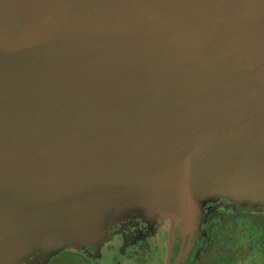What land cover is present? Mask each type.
<instances>
[{"label":"water","instance_id":"obj_1","mask_svg":"<svg viewBox=\"0 0 264 264\" xmlns=\"http://www.w3.org/2000/svg\"><path fill=\"white\" fill-rule=\"evenodd\" d=\"M218 196L264 206V0H0V264Z\"/></svg>","mask_w":264,"mask_h":264},{"label":"rangeland","instance_id":"obj_2","mask_svg":"<svg viewBox=\"0 0 264 264\" xmlns=\"http://www.w3.org/2000/svg\"><path fill=\"white\" fill-rule=\"evenodd\" d=\"M236 208H242L251 212H260L264 213V206L258 205V204H244L243 202L230 198L225 196H218L215 199H213L210 204L203 209L205 211V224L202 226L203 230L205 231L206 235L208 237L205 239V242L201 245V252L199 254V257H197L195 264H213V261H220V253H224L225 255L232 256L234 259H224L222 261H228L233 263L234 261H237L235 258H237L239 261L243 260L245 258L250 257L251 260H260L264 261V239H261V237L258 240L252 236L251 232L248 230L250 229V222L247 220H241V212L237 211ZM259 214V213H255ZM203 213H201L199 216L196 217L195 222L190 230H192V234L196 232L199 227L200 223L202 221ZM238 215V216H236ZM139 218V217H136ZM175 216L173 215V212L171 210H164V213L157 215L154 218V224L157 225L158 223L161 224L162 230L160 231L164 233L163 237H160V243L162 244L161 240L164 239L166 247H168V242L170 240H173L175 238H171L170 231L172 229H176L177 226L180 228H183L185 224L177 221L174 219ZM259 218L256 216H252L250 219ZM144 219V218H141ZM159 219L160 222H159ZM248 219V218H247ZM262 221V225H264V214L260 215L259 218ZM146 220V219H144ZM147 221V220H146ZM123 224L120 223L118 227H115L111 233L119 228ZM123 228V225L119 228ZM164 229V231H163ZM243 230L239 231V230ZM259 232H264V227L260 229L256 228ZM246 232V233H245ZM249 232V233H248ZM110 233V235H111ZM117 233V232H116ZM260 234V233H259ZM109 235V236H110ZM109 236L107 237L106 241L108 240ZM159 243V241H158ZM253 245L255 248L258 247L257 252H247V247ZM63 250H58L51 254L50 257L47 258L45 262H43V255H39L31 264H84L81 262L80 259H78V254H83L85 256V260L91 264L92 258H93V252L98 253L94 251L92 247H86L82 246L76 242L68 241L66 244H64ZM145 245H141L139 249H142ZM227 248L228 251L225 252H219L221 250H225ZM190 249H193L190 247ZM221 249V250H220ZM159 250H162V246L159 245ZM168 251L170 252L171 249L169 247ZM55 252V253H54ZM161 252V251H160ZM77 254V255H76ZM153 252L148 250L147 257L149 259L152 258ZM165 255V252H161L159 258L161 259V256ZM196 252H186L184 255V262L183 264H189L192 259L195 257ZM145 256V255H144ZM143 256V260L146 259V257ZM214 257L215 260H214ZM158 258V260H160ZM253 258V259H252ZM162 260V259H161ZM160 260V261H161ZM164 261V257H163ZM227 262V263H228ZM122 264H127L126 260H123L121 262ZM226 263V264H227ZM102 264V263H101ZM136 264V263H135Z\"/></svg>","mask_w":264,"mask_h":264},{"label":"flooded vegetation","instance_id":"obj_3","mask_svg":"<svg viewBox=\"0 0 264 264\" xmlns=\"http://www.w3.org/2000/svg\"><path fill=\"white\" fill-rule=\"evenodd\" d=\"M237 211L241 212L240 218L241 220L250 222V229H248L252 236L258 240L260 237L264 239V232H259L256 228H263L262 221L259 219L260 215L264 213L260 212H251L242 208H236ZM259 213V214H255ZM205 214L206 209L203 212L201 217L202 221L200 223L199 229L192 234V230L186 229L184 226L180 228L177 226L176 229H172L170 231L171 238H175L172 242L170 240L168 242V247L165 245V240L162 239L160 243V237L162 238L164 233L160 231L162 230L163 225L160 223L157 225L154 222L146 221L141 218H133L123 222V228L115 229L108 240L103 244L98 253L93 252V258L91 264H122L123 260L127 261V264H183L184 255L188 251L196 252L195 257L189 264H195L197 257L201 252V244L205 242V239L208 237L202 226L205 224ZM238 216V215H236ZM252 216H256L259 218L250 219ZM248 218V219H247ZM161 219H159L160 222ZM164 228V227H163ZM164 231V229H163ZM242 231L243 230H239ZM264 231V230H263ZM117 232V233H116ZM246 233V232H245ZM249 233V232H248ZM260 233V234H259ZM259 237V238H257ZM159 241V243H158ZM141 245H145L142 249H139ZM159 245L162 246V250H159ZM171 249L169 252L168 249ZM192 247L193 249H190ZM258 247H254L253 245L247 247V252H257ZM148 250L153 252L152 258L149 259L147 257ZM221 250V249H220ZM165 252V255L159 258L161 252ZM228 251L227 248L225 250H221L219 252ZM249 252V253H250ZM77 255V254H76ZM145 255V256H144ZM78 259L81 260L84 264H89L88 261L85 260V256L83 254H78ZM143 256L146 259L143 260ZM164 257V261H163ZM158 258L161 260H158ZM216 257H214L215 260ZM217 259V258H216ZM224 259H234L232 256L225 255L224 253H220V261H213V264H226L228 261L222 263ZM233 260V263L228 262L227 264H264V261L260 260H251L250 257L243 260Z\"/></svg>","mask_w":264,"mask_h":264}]
</instances>
